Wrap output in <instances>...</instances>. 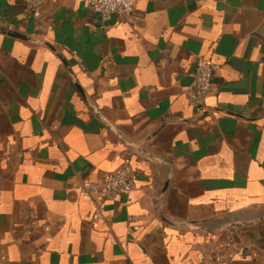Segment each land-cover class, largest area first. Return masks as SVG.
I'll return each instance as SVG.
<instances>
[{
	"label": "crops",
	"instance_id": "0c3cea01",
	"mask_svg": "<svg viewBox=\"0 0 264 264\" xmlns=\"http://www.w3.org/2000/svg\"><path fill=\"white\" fill-rule=\"evenodd\" d=\"M27 1L0 0V27L39 40L0 32V264H201L225 235L226 264H264V0H136L109 23ZM124 164L130 193L80 191Z\"/></svg>",
	"mask_w": 264,
	"mask_h": 264
},
{
	"label": "built area",
	"instance_id": "2783aa9c",
	"mask_svg": "<svg viewBox=\"0 0 264 264\" xmlns=\"http://www.w3.org/2000/svg\"><path fill=\"white\" fill-rule=\"evenodd\" d=\"M102 23H109L115 16L131 19L134 16L136 0H86ZM43 0H28L27 7L39 16V7ZM1 20V14H0ZM218 65L210 58L197 57L190 71L191 84L187 87L186 96L192 106L204 107L206 100L215 91L214 72ZM135 179L128 164L109 171L99 181L84 180L80 191L86 195L101 193L106 199L114 200L120 194H128L135 188ZM100 209L96 218H102ZM240 245L225 235L222 238H205L199 245L201 264H226L239 253Z\"/></svg>",
	"mask_w": 264,
	"mask_h": 264
},
{
	"label": "water",
	"instance_id": "95a60500",
	"mask_svg": "<svg viewBox=\"0 0 264 264\" xmlns=\"http://www.w3.org/2000/svg\"><path fill=\"white\" fill-rule=\"evenodd\" d=\"M0 32L8 34V35L15 36V37H19L21 39H25L27 41L39 42L38 39L31 38V37H29L27 35H24L22 33H19L17 31H14V30H11V29H8V28L0 27ZM41 43L46 44L47 46H49L52 50H54L56 52L55 48L51 44L46 43L45 41H42ZM61 58L65 61V59L63 57H61ZM67 68L69 69V66H67ZM198 228L199 229H203V227H198Z\"/></svg>",
	"mask_w": 264,
	"mask_h": 264
}]
</instances>
